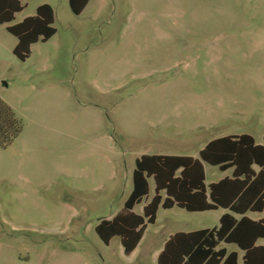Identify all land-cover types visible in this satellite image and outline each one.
Masks as SVG:
<instances>
[{
  "label": "rangeland",
  "instance_id": "rangeland-1",
  "mask_svg": "<svg viewBox=\"0 0 264 264\" xmlns=\"http://www.w3.org/2000/svg\"><path fill=\"white\" fill-rule=\"evenodd\" d=\"M20 1L0 25V99L23 123L0 147V264H158L175 233L218 227L229 210L161 207L131 255L95 231L123 209L141 156L199 158L229 135L264 145V0H91L80 15L69 0ZM43 4L57 32L21 61L6 27ZM204 166L207 187L232 174ZM154 194L151 179L134 211Z\"/></svg>",
  "mask_w": 264,
  "mask_h": 264
},
{
  "label": "trees",
  "instance_id": "trees-1",
  "mask_svg": "<svg viewBox=\"0 0 264 264\" xmlns=\"http://www.w3.org/2000/svg\"><path fill=\"white\" fill-rule=\"evenodd\" d=\"M91 0H69L71 11L80 15ZM24 6L20 0H0V25L13 22ZM55 12L43 4L36 15L7 26L18 43L13 54L21 61L31 55L32 45L47 42L55 34ZM23 123L12 108L0 99V147L7 148L22 133ZM204 163L220 171L232 170L230 177L206 185ZM155 194L143 207L134 209L147 199L150 180ZM178 207L188 212L229 210L219 226L193 232H177L165 243L158 264H239V254L228 252L221 244H234L243 252L244 264H264V220H253L249 212L264 211V145L248 134L229 135L210 141L199 158L175 155H143L136 159L133 188L123 209L112 219H102L95 231L109 245L119 237L125 255H131L141 242L147 226L155 224L160 208ZM240 216V217H237Z\"/></svg>",
  "mask_w": 264,
  "mask_h": 264
},
{
  "label": "crops",
  "instance_id": "crops-1",
  "mask_svg": "<svg viewBox=\"0 0 264 264\" xmlns=\"http://www.w3.org/2000/svg\"><path fill=\"white\" fill-rule=\"evenodd\" d=\"M6 30H7V27H6ZM8 32V31H7ZM9 33V32H8ZM10 34V33H9ZM11 35V34H10ZM13 36V35H12ZM8 36H5L4 34H0V53H2L4 50H6L7 48V43H8ZM18 43V41H17ZM16 43V45H17ZM16 45L13 47V50L14 48L16 47ZM225 213H223L220 218L224 215Z\"/></svg>",
  "mask_w": 264,
  "mask_h": 264
}]
</instances>
